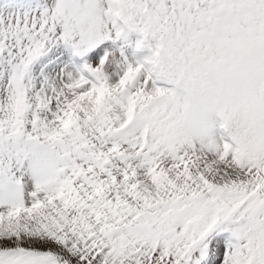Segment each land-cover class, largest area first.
<instances>
[{"label": "snow or ice", "instance_id": "snow-or-ice-1", "mask_svg": "<svg viewBox=\"0 0 264 264\" xmlns=\"http://www.w3.org/2000/svg\"><path fill=\"white\" fill-rule=\"evenodd\" d=\"M0 264H264V0H0Z\"/></svg>", "mask_w": 264, "mask_h": 264}, {"label": "rangeland", "instance_id": "rangeland-1", "mask_svg": "<svg viewBox=\"0 0 264 264\" xmlns=\"http://www.w3.org/2000/svg\"><path fill=\"white\" fill-rule=\"evenodd\" d=\"M135 34V33H134ZM132 41L133 40H130L129 41V39L128 40H126V41H123L125 44H127V46L129 47V48H127V51H128V53H129V56H131L132 54H131V49L130 48H132V45H130L131 43H132ZM136 41V40H135ZM152 43H154V42H152ZM142 53L144 54V55H146V56H149V55H151V52H150V50H149V48L148 47H144V48H142ZM130 62H132L131 61V58H130Z\"/></svg>", "mask_w": 264, "mask_h": 264}]
</instances>
